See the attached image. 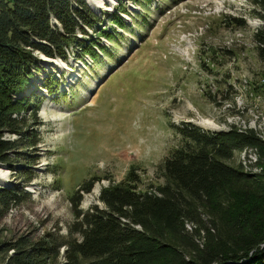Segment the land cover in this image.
Wrapping results in <instances>:
<instances>
[{
	"label": "rangeland",
	"instance_id": "obj_1",
	"mask_svg": "<svg viewBox=\"0 0 264 264\" xmlns=\"http://www.w3.org/2000/svg\"><path fill=\"white\" fill-rule=\"evenodd\" d=\"M84 1L99 17L120 1L131 14L142 9L129 0ZM149 8L145 28L124 34L120 49L102 40L112 51L110 63L97 67L87 58L38 57L40 72L29 86L44 98L36 127L40 160L29 169L37 177L24 187L28 197L22 204L0 220V264L12 254L7 246L19 238L32 242L54 230L65 235L73 220L69 198L84 181L93 180V186L82 193L81 210L101 208L100 191L123 181L131 168L138 191L161 185L157 167L181 145L175 127L252 131L264 140V59L253 39L264 22L252 12V0H151ZM233 18L244 26H233ZM47 75L57 81L52 93L41 86ZM204 120L211 125L201 124ZM253 161V152L244 150L230 163L256 173ZM11 164L0 165V188L22 183L17 176L22 159L12 158ZM201 219L211 227L206 216Z\"/></svg>",
	"mask_w": 264,
	"mask_h": 264
},
{
	"label": "trees",
	"instance_id": "obj_2",
	"mask_svg": "<svg viewBox=\"0 0 264 264\" xmlns=\"http://www.w3.org/2000/svg\"><path fill=\"white\" fill-rule=\"evenodd\" d=\"M129 1L141 12L129 13L122 1L99 17L84 0H0V165L23 161L22 171L11 168L22 183L0 188V220L22 204L24 187L37 177L29 169L40 160L36 127L44 98L29 86L40 72L38 57L87 58L97 67L112 62L102 40L120 49L124 34L145 28L150 15L151 0ZM252 4L264 22V0ZM230 21L244 26L241 18ZM253 37L264 59V26ZM41 86L58 89L51 75ZM175 130L181 145L157 167L161 185L138 191L131 168L123 181L100 191L101 208L81 210L82 193L93 186L84 181L69 198L73 220L65 235L54 230L32 242L19 238L7 246L12 254L3 264H264V140L252 131L204 132L191 124ZM244 150L255 154L258 172L231 165Z\"/></svg>",
	"mask_w": 264,
	"mask_h": 264
},
{
	"label": "bare ground",
	"instance_id": "obj_3",
	"mask_svg": "<svg viewBox=\"0 0 264 264\" xmlns=\"http://www.w3.org/2000/svg\"><path fill=\"white\" fill-rule=\"evenodd\" d=\"M95 1V0H94ZM98 3V2H97ZM99 5V4H98ZM42 62L44 63V64H46V65H48V66H57V67H59V68H61L62 67V65H61V63L59 62V61H57V60H49V59H45V58H42ZM201 124H203V125H211V123L209 122L208 123V121H206V120H204L203 122H201ZM243 155V154H242ZM253 156H254V160L255 161H253L254 163L256 162V156H255V154H253ZM246 157V156H245ZM251 161V160H250ZM252 165H253V163H252ZM254 168V167H253ZM251 169V167L250 168H243L245 171H249V172H253L255 169ZM4 180V174H2V172H0V183H3L2 181Z\"/></svg>",
	"mask_w": 264,
	"mask_h": 264
}]
</instances>
